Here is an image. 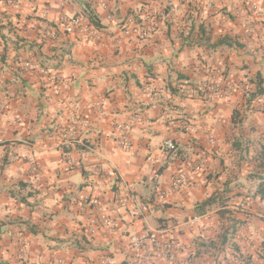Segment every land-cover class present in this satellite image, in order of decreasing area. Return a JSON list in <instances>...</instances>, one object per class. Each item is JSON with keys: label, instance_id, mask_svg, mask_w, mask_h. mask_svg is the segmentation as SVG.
<instances>
[{"label": "crops", "instance_id": "obj_1", "mask_svg": "<svg viewBox=\"0 0 264 264\" xmlns=\"http://www.w3.org/2000/svg\"><path fill=\"white\" fill-rule=\"evenodd\" d=\"M260 182L264 0H0V264H264Z\"/></svg>", "mask_w": 264, "mask_h": 264}, {"label": "built area", "instance_id": "obj_2", "mask_svg": "<svg viewBox=\"0 0 264 264\" xmlns=\"http://www.w3.org/2000/svg\"><path fill=\"white\" fill-rule=\"evenodd\" d=\"M13 1V0H11ZM80 26V19L78 17H71L65 24V31L71 32L74 27ZM152 27L146 23V18L141 22L132 25L126 30V33L131 35L135 34L138 38L144 39L151 32ZM25 68L34 69V64L31 62H25L23 64ZM56 74L51 76V81L53 82L54 92H59V85L57 81ZM208 90H213L214 87L209 85L206 86ZM138 120V118H134ZM84 126L88 125V122L84 120ZM131 129V123L123 124L119 127L117 140L122 147H129L128 145V132ZM73 134V130L70 132ZM164 147L167 150H173L175 148L172 141L167 140L164 142ZM178 184V183H177ZM177 184H175L177 186ZM92 203L96 204L97 201L94 199ZM146 207H143L145 210ZM102 220L105 224H111L109 216H102ZM129 251L138 253L139 260L137 264H155L157 260L165 259L172 261L174 257V251L176 249V243L168 237V234L165 229H155V230H146L141 235L133 236L128 244ZM96 264H115L110 258H101Z\"/></svg>", "mask_w": 264, "mask_h": 264}, {"label": "trees", "instance_id": "obj_3", "mask_svg": "<svg viewBox=\"0 0 264 264\" xmlns=\"http://www.w3.org/2000/svg\"><path fill=\"white\" fill-rule=\"evenodd\" d=\"M256 93H257V94H260V93H261V90H257ZM256 193H258L260 196H263V194H264V182H260V183L258 184V187H257ZM213 199H214L213 197L208 198V200H206L205 202H203L202 205H203V206H208V205H210L211 203L214 202Z\"/></svg>", "mask_w": 264, "mask_h": 264}]
</instances>
